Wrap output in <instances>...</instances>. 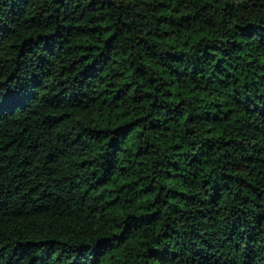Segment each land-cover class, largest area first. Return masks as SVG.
Masks as SVG:
<instances>
[{
  "label": "trees",
  "instance_id": "trees-1",
  "mask_svg": "<svg viewBox=\"0 0 264 264\" xmlns=\"http://www.w3.org/2000/svg\"><path fill=\"white\" fill-rule=\"evenodd\" d=\"M0 264H264V0H0Z\"/></svg>",
  "mask_w": 264,
  "mask_h": 264
}]
</instances>
